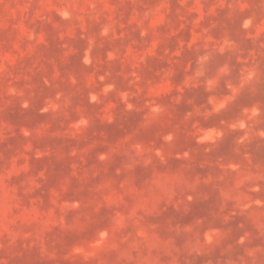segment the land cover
<instances>
[{
    "label": "rangeland",
    "instance_id": "1",
    "mask_svg": "<svg viewBox=\"0 0 264 264\" xmlns=\"http://www.w3.org/2000/svg\"><path fill=\"white\" fill-rule=\"evenodd\" d=\"M0 264H264V0H0Z\"/></svg>",
    "mask_w": 264,
    "mask_h": 264
}]
</instances>
